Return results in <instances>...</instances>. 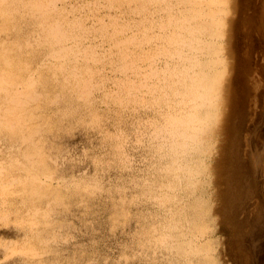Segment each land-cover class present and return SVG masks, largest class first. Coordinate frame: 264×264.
<instances>
[{
  "label": "rangeland",
  "instance_id": "rangeland-1",
  "mask_svg": "<svg viewBox=\"0 0 264 264\" xmlns=\"http://www.w3.org/2000/svg\"><path fill=\"white\" fill-rule=\"evenodd\" d=\"M49 1L33 12L42 19L27 0L1 7L0 43L12 45L0 48V65L13 60L14 73L34 82L20 98L0 93V264H178L177 256L139 251L152 232L155 246L160 225L176 242L191 240L202 264H264V0ZM45 18L66 34L54 40V55ZM211 58L214 69L201 65ZM204 69L221 81L203 97L185 82ZM11 76L0 88L11 87ZM206 109L214 116L201 119L194 150L162 146L161 156L156 143L168 141V128ZM7 179L16 182L6 187Z\"/></svg>",
  "mask_w": 264,
  "mask_h": 264
},
{
  "label": "bare ground",
  "instance_id": "bare-ground-1",
  "mask_svg": "<svg viewBox=\"0 0 264 264\" xmlns=\"http://www.w3.org/2000/svg\"><path fill=\"white\" fill-rule=\"evenodd\" d=\"M6 1H8V0H0V13L2 12H4L3 10H2V6L4 5L5 6V4H4V2L5 3H7ZM47 1L48 0H27V2L26 3H28L29 5H31L30 6V9H28L27 8V10H30L31 12H29V13H31V15L35 18V19H37L36 17H38V19H42V17H40V16H38V14H35V13H33V12H40V13H44V9H47L46 7H50L52 4H50V1L47 3ZM54 1H56V0H54ZM60 1H62V0H60ZM92 1V0H91ZM217 0H209V2H210V5L213 7V5L214 4H216L215 2H216ZM13 2H14V0H13ZM56 2H59V1H56ZM55 2V3H56ZM66 2V1H65ZM222 1H218L217 3H221ZM10 3V2H9ZM54 3V4H55ZM92 3V2H91ZM106 3V2H105ZM192 3V2H191ZM59 4V3H58ZM93 4V3H92ZM95 4V3H94ZM8 5V4H7ZM7 5H6V7H7ZM48 5H50V6H48ZM61 5V4H60ZM88 5V4H87ZM218 5V4H217ZM54 7H57V5L56 6H54ZM53 6H52V8H54ZM83 7V6H82ZM87 7V6H86ZM62 8H64V7H62ZM72 8V7H71ZM171 8V7H170ZM210 9H211V7H209ZM5 9V8H4ZM57 9H59V8H57ZM56 9V10H57ZM221 9V8H220ZM219 9V10H220ZM26 10V11H27ZM53 10V9H52ZM63 11H64V9H62ZM5 11H7L6 9H5ZM48 11V10H47ZM72 12V11H71ZM77 12V11H76ZM202 12H203V10H202ZM204 12H206V11H204ZM221 12V11H220ZM28 13V14H29ZM73 13V12H72ZM191 13V12H190ZM207 13H208V11H207ZM5 14V13H4ZM8 14V13H7ZM56 14V13H55ZM63 14V13H62ZM24 15H25V13H24ZM48 15V14H47ZM101 15V14H100ZM2 16V15H1ZM21 16H23L22 14H21ZM26 16H27V14H26ZM30 16V15H29ZM53 16H55V15H53ZM53 16L51 17V19L53 18ZM60 16V15H59ZM65 16V15H64ZM105 16V15H104ZM215 16V15H214ZM218 16V15H217ZM4 17V16H3ZM12 17V16H11ZM10 17V18H11ZM31 17V16H30ZM195 17V16H194ZM221 17V16H220ZM8 19V16L7 17H5V18H3V19ZM23 18L25 19V16H23ZM28 18V17H27ZM26 18V19H27ZM47 18V17H46ZM45 18V20H41L40 22L42 23L41 24V30H43V32H44V34H43V37L45 38L44 39V41H46V40H48V41H50L51 43V46H52V54L54 55V54H57V52H56V50H55V47H54V40H55V42H58L59 43V41L60 40H62L63 39V35H66L65 33L63 34V33H61V26H60V24L58 23V21H56V22H54V19H53V21L52 22H49L47 19ZM56 18H57V14H56ZM62 18V17H61ZM64 18V17H63ZM33 19V18H32ZM66 19H67V17H66ZM70 19V18H69ZM120 19V18H119ZM209 19V18H208ZM0 20H2V19H0ZM11 20V19H10ZM13 20V19H12ZM56 20V19H55ZM59 20V19H58ZM68 20V19H67ZM175 20V19H174ZM224 20V19H223ZM8 21V20H7ZM18 20H16V22H17ZM22 21H23V19H22ZM26 21V20H25ZM66 21V20H65ZM78 21V20H77ZM89 21V20H88ZM112 21V20H111ZM172 21V20H171ZM207 21V20H206ZM226 21V20H225ZM15 22V21H14ZM15 22V23H16ZM46 22V23H45ZM47 22H49V23H47ZM64 22V21H63ZM68 22V21H67ZM69 22H70V20H69ZM168 22H169V20H168ZM186 22V21H185ZM9 24H10V21L8 22ZM14 23V24H15ZM18 23V22H17ZM21 23V22H20ZM23 23V22H22ZM31 23V25H32V23L33 22H30ZM30 23H28L29 25H30ZM36 23H37V21H36ZM97 23V22H96ZM113 23V22H112ZM171 22H169V24H170ZM218 23H219V21H218ZM14 24H13V26H14ZM24 24V23H23ZM26 24V23H25ZM39 24V23H38ZM64 24H66V23H64ZM71 24V22L69 23V25ZM76 24V23H75ZM74 24V25H75ZM179 24V23H178ZM8 25V24H7ZM6 25V26H7ZM18 25H20L19 23H18ZM17 25V26H18ZM22 25V24H21ZM20 25V26H21ZM30 25V26H31ZM35 25V24H34ZM68 25V24H67ZM66 25V26H67ZM72 25V24H71ZM77 25V24H76ZM116 25V24H115ZM224 25V24H223ZM4 26V25H3ZM65 26V25H64ZM80 26V23H79V25H78V27ZM159 26V25H158ZM179 26V25H178ZM195 26V25H194ZM198 26V25H197ZM22 27V26H21ZM34 27V26H33ZM71 27V26H70ZM182 27V26H181ZM212 27V26H211ZM6 28H8V26L6 27ZM10 28V27H9ZM20 28V27H19ZM27 29H28V27H26ZM37 28H40V27H38L37 26ZM75 28V27H74ZM202 28V27H201ZM88 29V28H87ZM154 29V28H153ZM210 29V28H209ZM0 30H1V28H0ZM5 30V29H4ZM16 30V29H15ZM30 30V29H29ZM35 30V29H34ZM33 30V31H34ZM78 30H80V29H78ZM148 30V29H147ZM211 30V29H210ZM6 31H8V29L6 30ZM32 30H30V31H28V32H31ZM38 31V30H37ZM74 31V30H73ZM18 32H19V30H18ZM24 33H25V31H23ZM26 32H27V30H26ZM63 32H65L64 30H63ZM79 32V31H78ZM114 32V31H113ZM191 32V31H190ZM2 33H4V31L2 32ZM8 33V32H7ZM23 33V34H24ZM70 32H68V34H69ZM71 33H72V31H71ZM120 33V32H119ZM145 33V32H144ZM208 33H211V31L210 32H208ZM221 33V32H220ZM22 34V35H23ZM30 34V33H29ZM28 34V35H29ZM33 34H35V32L33 33ZM32 34V35H33ZM72 34H74V33H72ZM81 34V33H80ZM86 34V33H85ZM177 34V33H176ZM213 34V33H212ZM5 35V34H4ZM19 35V34H18ZM21 35V34H20ZM19 35V36H20ZM25 35V34H24ZM22 36V37H27L26 35L25 36ZM75 35V34H74ZM92 35V34H91ZM175 35V34H174ZM7 36V35H6ZM10 36V35H9ZM13 36H15V35H13ZM35 36V35H34ZM34 36H32V38L34 37ZM36 36H37V34H36ZM36 36H35V38H36ZM68 36V35H67ZM183 36V35H182ZM1 37V36H0ZM42 37V35L40 36V38ZM42 37V38H43ZM71 37V36H70ZM73 37V36H72ZM199 37V36H198ZM204 37V36H203ZM216 37V36H215ZM1 38H3V35H2V37ZM0 38V39H1ZM19 38H21V37H19ZM30 38H31V35H30ZM64 38H65V36H64ZM87 38V37H86ZM103 38V37H102ZM192 38V37H191ZM195 38V37H194ZM13 39V38H12ZM28 39V38H27ZM69 39H71V38H69ZM91 39V38H90ZM111 39V38H110ZM163 39V38H162ZM175 39V38H174ZM176 39H178V38H176ZM4 40V39H3ZM14 40H16V37H15V39ZM24 40H26V39H24ZM23 40V41H24ZM37 40V39H36ZM40 40H42L43 41V39H40ZM89 40V39H88ZM172 40V39H171ZM192 40V39H191ZM1 41V40H0ZM5 42H7L6 40H4ZM3 41V42H4ZM8 41H10V40H8ZM21 41V40H20ZM22 41V42H23ZM33 41V40H32ZM39 41V40H38ZM38 41H37V44H38ZM70 41V40H69ZM4 42V43H5ZM11 42V41H10ZM21 42V43H22ZM31 42V41H30ZM29 40H28V43H26V41H25V43L28 45L29 43ZM36 42V41H35ZM41 42V41H40ZM39 42V43H40ZM79 42H81V41H79ZM101 42V41H100ZM173 42V41H172ZM210 42V41H209ZM4 43H0V48H2V46H4V45H6V44H4ZM13 43H14V41H13ZM16 43V42H15ZM24 42L22 43V44H25ZM45 43V42H44ZM43 43V44H44ZM46 43H48V42H46ZM62 43V42H61ZM72 43V42H71ZM174 43H176V41L174 42ZM17 44H20V42H18ZM21 44V45H22ZM31 45H32V43H30ZM70 44V43H69ZM109 44V43H108ZM192 44V43H191ZM219 44V43H218ZM8 45H12V44H10L9 42H7V46ZM15 45V44H14ZM13 45V46H14ZM31 45H29V47L31 46ZM35 45H36V43H35ZM35 45H34V48H35ZM62 45V44H61ZM64 45V44H63ZM68 45V44H67ZM6 46V47H7ZM13 46H9L10 47V49H12V47ZM15 46H17V45H15ZM38 46V45H37ZM45 47H47V45H44ZM49 46V45H48ZM128 46V45H127ZM201 46V45H200ZM9 47L7 48V50H9ZM25 47V46H24ZM40 47V46H39ZM78 47V46H77ZM95 47V46H94ZM97 47V46H96ZM181 47V46H180ZM23 48V47H22ZM41 48V47H40ZM42 48H43V45H42ZM41 48V49H42ZM48 48V47H47ZM86 48V47H85ZM108 48V47H107ZM118 48V47H117ZM184 48V47H183ZM201 48H202V46H201ZM204 48V47H203ZM14 49H18V48H15L14 47ZM30 49V48H29ZM32 49H33V46H32ZM45 49V48H44ZM48 49H50V48H48ZM48 49L46 50V51H48ZM64 49V48H63ZM112 49V48H111ZM119 49H121V48H119ZM197 49V48H196ZM199 49V48H198ZM6 50V51H7ZM13 50V49H12ZM43 50V49H42ZM60 50V49H59ZM66 50V49H65ZM73 50V49H72ZM71 50V51H72ZM108 50V49H107ZM130 50V49H129ZM14 51H16V50H14ZM61 51V50H60ZM12 52V51H11ZM11 52L9 53V54H11ZM45 52V51H44ZM168 52V51H167ZM0 53H2V52H0ZM6 53V52H5ZM15 53V52H14ZM13 53V54H14ZM18 53H19V51H18ZM43 53V52H42ZM48 53V52H47ZM68 53V52H67ZM79 53V52H78ZM171 53V52H170ZM177 53V52H176ZM190 53V52H189ZM45 54V53H44ZM174 54V53H173ZM179 54V53H178ZM6 55V54H5ZM48 55V54H47ZM59 55V54H58ZM61 55V54H60ZM124 55V54H123ZM159 55V54H158ZM206 55V54H205ZM9 56V55H8ZM12 56V55H11ZM50 56V55H49ZM62 56V55H61ZM61 56H59V57H61ZM172 56V55H171ZM180 56V55H179ZM4 57V56H3ZM6 57H7V55H6ZM5 57V58H6ZM53 57V56H52ZM51 57V58H52ZM168 57V56H167ZM10 58V57H9ZM43 58V57H42ZM57 58V57H56ZM153 58V57H152ZM187 58V57H186ZM185 58V59H186ZM1 59H3V58H1ZM1 59H0V61H1ZM45 60H46V58H44ZM48 59V58H47ZM62 59H64V58H62ZM11 60V59H10ZM95 60V59H94ZM4 60H2V64L0 65V85H2V83L5 81V79H6V75H8V74H11L12 76L11 77H13V80H12V83L10 84V83H8V84H10L9 86H11V87H9L8 89H4V87L2 88H0V93H2V94H4L6 97L10 94V89L11 90H13V92H15L16 93V95H15V97H19L20 95H21V93L22 92H24V90L26 89V88H29V87H31V86H33V83L32 82H34V80H33V78H34V76L33 75H28V72L27 73H24V74H22V76L23 75H25V76H27L26 77V80H24L25 79V76L23 77V79H21L22 78V76H18V74L17 73H14V67H12L13 65H11L10 66V63L12 64V63H15V62H10L9 64H7L6 63V61H4ZM43 62H44V60H42ZM48 61V60H47ZM54 61V60H53ZM53 61H51V62H53ZM61 61V60H60ZM137 61V60H136ZM148 61V60H147ZM191 61V60H190ZM215 61L216 60H214L213 58H211V59H209V60H207L206 62H201V65L203 64V65H208V67H210L211 69L213 68V66L212 65H214V63H215ZM221 61V60H220ZM46 62V61H45ZM49 62V61H48ZM56 62V61H55ZM64 62V61H63ZM134 62V61H133ZM41 63V62H40ZM57 63V62H56ZM169 63V62H168ZM193 63V62H192ZM17 63H15V65H16ZM44 64V63H43ZM59 64H61V63H59ZM90 64V63H89ZM178 64V63H177ZM200 64V61H199V63H198V65ZM19 65V63L17 64V66ZM40 65H42V63L40 64ZM39 65V66H40ZM58 65V64H57ZM57 65H55L56 67H57ZM137 65V64H136ZM43 66V65H42ZM116 66V65H115ZM139 66V65H138ZM193 66H195L194 64H193ZM192 66V67H193ZM59 67H60V65H59ZM157 67V66H156ZM189 67V66H188ZM89 68V67H88ZM114 68V67H113ZM123 68V67H122ZM170 68V67H169ZM175 68V67H174ZM16 69H17V67H16ZM60 69V68H59ZM118 69V68H117ZM127 69H129V68H127ZM127 69H126V71H127ZM144 69V68H143ZM189 69V68H188ZM208 69V68H207ZM211 69H210V71H211ZM214 69V68H213ZM216 69V68H215ZM18 70V69H17ZM22 70V69H21ZM29 70V69H28ZM31 70V69H30ZM98 70V69H97ZM103 70V69H102ZM166 70V69H165ZM170 70V69H169ZM168 70V71H169ZM185 70V69H184ZM193 70V69H192ZM26 71H27V69H26ZM34 71V70H33ZM32 71V72H33ZM83 71V70H82ZM88 71V70H87ZM118 71V70H117ZM152 71V70H151ZM181 71V70H180ZM201 71V70H200ZM206 70L204 69V72H199L198 70H196V71H194L193 72V74H190V76H189V79H193L194 80V82H192V83H189V80H186V82H185V86L187 87V88H192L193 90H195L196 92H198L199 94H200V92H201V90L204 92V94H203V97H204V95H205V91L207 90V87H209V86H211L212 87V85H213V83L215 82V81H217V83L219 82L218 80H220L221 81V78H220V76H219V79H214L213 80V78H214V76H209V73H207V72H205ZM210 71H208V72H210ZM31 72V71H30ZM59 72V71H58ZM78 72V71H77ZM140 72V71H139ZM212 72V71H211ZM222 72V71H221ZM55 73V72H54ZM57 73V72H56ZM55 73V74H56ZM63 73V72H62ZM67 73V72H66ZM69 74H70V72H68ZM72 73V72H71ZM81 73V72H80ZM80 73H78V75H82V74H80ZM86 73V72H85ZM119 73V72H118ZM127 73V72H126ZM173 73V72H172ZM31 74V73H30ZM60 74V73H59ZM94 74V73H93ZM150 74V73H149ZM106 75V74H105ZM158 75V74H157ZM186 75V74H185ZM194 75H197V77L196 78H192V76H194ZM17 76H18V78H20L21 80L19 81V79H18V81L16 82V80H17ZM57 76H58V73H57ZM155 76V75H154ZM63 77H64V79H65V76L63 75ZM69 77H70V75H69ZM68 77V78H69ZM72 78H73V76H71ZM75 77H77V78H79L78 76H75ZM83 77V76H82ZM107 77V76H106ZM71 78V79H72ZM81 78V77H80ZM104 78V77H103ZM113 78V77H112ZM187 78V77H186ZM218 78V77H217ZM10 79V78H9ZM61 79H62V77H61ZM60 79V80H61ZM67 79V78H66ZM70 79V78H69ZM73 79H75V78H73ZM81 79H83V78H81ZM85 79V78H84ZM84 79H83V81H84ZM91 79H93V78H91ZM196 79H197V83H195V81H196ZM7 80V79H6ZM22 80H24V81H22ZM68 80V79H67ZM66 80V82H69V80L67 81ZM87 79H85V81H86ZM118 80V79H117ZM130 80V79H129ZM193 80H191V81H193ZM63 81V80H62ZM61 81V82H62ZM77 81V80H76ZM79 81V80H78ZM82 81V82H83ZM108 81H109V79H108ZM115 81V80H114ZM165 81H166V79H165ZM21 82H24V83H21ZM66 82H62V83H65L64 85H62V86H64V88H65V85H66ZM71 82H72V80H71ZM74 82H75V80H74ZM81 82V81H80ZM113 82V81H112ZM118 82V81H117ZM173 82V81H172ZM6 83V82H5ZM4 83V84H5ZM75 83H77V82H75ZM84 83V82H83ZM88 83V82H87ZM102 83V82H101ZM105 83V82H104ZM119 83H121V82H119ZM135 83V82H134ZM180 83V82H179ZM59 84H60V82H59ZM69 84V87H70V84H71V86L73 85V88H74V84H72V83H68ZM81 84V83H80ZM117 84V83H116ZM75 85H78V84H75ZM83 85V84H82ZM114 85V84H113ZM138 85H140V84H138ZM161 85V84H160ZM217 85H220V82L217 84ZM6 86V85H5ZM8 86V85H7ZM61 86V85H60ZM61 86V87H62ZM67 86V85H66ZM89 86V84H86L85 83V85H84V87H85V89H87L86 87H88ZM122 86H123V84H122ZM127 86V85H126ZM146 86V85H145ZM200 86H204L202 89H201V87ZM68 87V86H67ZM68 87V88H69ZM84 87H81L82 89L84 88ZM98 87V86H97ZM133 87V86H132ZM135 87V86H134ZM171 87V86H170ZM185 87V88H186ZM63 88V87H62ZM67 88V89H68ZM79 88L80 87H78V89H76L77 91H79ZM81 88H80V91H82V92H78V94L79 93H83L84 91L83 90H81ZM99 88V87H98ZM124 88V87H123ZM131 88V87H130ZM4 89V90H3ZM61 89V88H60ZM89 89V88H88ZM118 89V88H117ZM122 89V88H121ZM204 89V90H203ZM217 89H218V86H217V88H216V86L214 87V90L215 91H217ZM100 90V89H99ZM113 90V89H112ZM191 90V89H190ZM199 90V91H198ZM210 90V89H209ZM71 91V90H70ZM75 91V90H74ZM90 91V90H89ZM96 91H98V90H96ZM105 91V90H104ZM144 91V90H143ZM219 91V90H218ZM217 91V92H218ZM72 92V91H71ZM87 92V91H86ZM113 92H115V90L113 91ZM150 92V91H149ZM176 92V91H175ZM174 92V93H175ZM179 92V91H178ZM177 92V93H178ZM12 93V92H11ZM91 93V92H90ZM89 93V94H90ZM189 93V92H188ZM215 93V92H214ZM220 93V92H219ZM37 94V93H36ZM110 94V93H109ZM131 94V93H130ZM25 95H26V93H25ZM114 95V94H113ZM164 95V94H163ZM201 95H202V93H201ZM78 96H81L80 94L78 95ZM82 96H85V95H83L82 94ZM90 96H91V94H90ZM103 96H104V94H103ZM106 96V95H105ZM112 96V95H111ZM118 96V95H117ZM131 96V95H130ZM139 96V95H138ZM23 97H25L24 95H23ZM27 97H29V95L27 96ZM26 97V98H27ZM129 97V96H128ZM203 97H200V98H203ZM210 97V96H209ZM218 97V96H217ZM20 98V97H19ZM91 98V97H90ZM120 98V97H119ZM205 98H206V96H205ZM7 99V98H6ZM16 99H18V98H15V100L14 101H16ZM28 99V98H27ZM77 99H79V98H77ZM81 99V98H80ZM88 99V98H87ZM109 99V98H108ZM183 99V98H182ZM207 99V98H206ZM214 99V98H213ZM23 101H20L19 103H22V102H24V99H22ZM94 100V99H93ZM106 100V99H105ZM203 100V99H202ZM205 100V99H204ZM88 101V100H87ZM92 101V100H91ZM102 101V100H101ZM103 101H104V99H103ZM129 101V100H128ZM145 101V100H144ZM178 101V100H177ZM199 101V100H198ZM208 101H212V100H208ZM1 102V101H0ZM5 102H7V101H5ZM5 102H3V104L5 103ZM11 102H13L12 100H11ZM27 102V101H26ZM105 102V101H104ZM132 102V101H131ZM191 102H192V100H191ZM16 103V102H15ZM28 103V102H27ZM83 103V102H82ZM181 103V102H180ZM193 103V102H192ZM191 103V104H192ZM205 103V102H204ZM203 103V104H204ZM92 104V103H91ZM175 104V103H174ZM195 104V103H194ZM199 104V103H198ZM198 104H197V102H196V104L195 105H197L198 106ZM201 104V103H200ZM210 104H211V102H210ZM9 105V104H8ZM185 105V104H184ZM206 105V104H205ZM2 105H0V107H1ZM196 106V107H197ZM206 106H209L208 104L206 105ZM205 107V106H204ZM210 107H212V106H210ZM237 107V106H236ZM166 108V107H165ZM191 108V107H190ZM184 109V108H183ZM183 109L181 110V115L180 116H182L183 114L182 113H184V111H183ZM186 110L187 109H189V108H185ZM199 109V108H198ZM201 109V108H200ZM0 110H1V108H0ZM210 110V109H209ZM169 111V110H168ZM198 111V110H197ZM208 111V109H206L205 110V114L204 113H202L201 115H198V117L196 116V118H194V119H188L187 121H185V122H182V124H184L185 126H181V127H179L177 124H179V122L178 123H173L172 124V126H171V128H168V135H166V136H168V138H166V136L163 134H161V136L159 135V136H157V134H160V132H163V129H164V131L166 130L165 128V126L163 127V126H161V127H163V129L161 128V127H159L158 129H159V131L157 132L156 131V136L158 137V139H159V137H160V139L161 138H166L168 141L166 142V140L164 141L163 139H161V140H158L157 141V143H156V145L157 146H159V147H157V148H159V150H160V154L161 153H166L164 150H161L160 148H162V146L164 147L165 146V148H166V150H167V148H170V149H172V150H175V153H176V151H178L179 150V152H180V150H186V149H189V152H191L192 150H194V146H195V144H196V142L195 141H198V140H196L198 137H199V132L201 133V132H203V128L202 129H200V123L202 122L201 121V119L203 120L204 119V117H205V115H206V117L207 116H212L211 114H210V112L211 111H209V115H207L206 114V112ZM186 112V111H185ZM189 112V111H188ZM192 112V111H191ZM191 112H189V113H187V115L188 116H191ZM204 112V111H203ZM8 113V112H7ZM195 113V112H194ZM13 114V113H12ZM95 115V114H94ZM93 116V115H92ZM172 116V115H171ZM214 116V115H213ZM17 117V116H16ZM95 117V116H94ZM205 117V118H206ZM93 118V117H92ZM96 118V117H95ZM186 118V117H185ZM211 118V117H210ZM101 119V118H100ZM200 120V122H199V120ZM207 119V118H206ZM209 119V118H208ZM213 119H209V122L211 123V121H212ZM204 122L206 121V123H208V120H203ZM99 122V121H98ZM180 122V123H181ZM167 123V122H166ZM170 124H171V122H170ZM203 124V123H202ZM209 124V123H208ZM204 126H205V124H203ZM13 126V125H12ZM175 126H177V128H175ZM203 127V126H202ZM207 127V126H206ZM208 127H209V125H208ZM178 128H181V129H179L178 130ZM20 129V128H19ZM157 129V128H156ZM155 129V130H156ZM22 130V129H21ZM103 130V129H102ZM154 130V129H153ZM162 130V131H161ZM201 130V131H200ZM167 131V130H166ZM103 132H104V130H103ZM204 132H205V129H204ZM165 133V132H164ZM7 134V133H6ZM105 134V133H104ZM166 134V133H165ZM202 134V133H201ZM107 135V134H106ZM155 135V134H154ZM153 135V137H155L156 138V136H154ZM110 136V135H109ZM164 136V137H163ZM237 136V135H236ZM114 137V136H113ZM122 139V138H121ZM109 140H110V138H109ZM153 140H155V139H153ZM124 142V141H123ZM112 143H114L115 144V142H112ZM122 143V141L120 142V143H118V144H121ZM198 143V142H197ZM1 144V143H0ZM118 144H116L115 146L113 145V147L114 148H116V149H114L115 151H117V150H119V148H121V147H119V145ZM2 145V144H1ZM5 145L6 144H4V149L5 150H9L7 147H5ZM121 145H123V144H121ZM8 146V145H7ZM15 147H17V146H15ZM111 147V146H110ZM1 148V147H0ZM7 148V149H6ZM124 148V147H123ZM122 148V149H123ZM126 148V147H125ZM2 150H3V148H1ZM11 149V148H10ZM15 149V148H14ZM127 149V148H126ZM112 151H114L113 149H111ZM158 150V151H159ZM169 150V149H168ZM181 151V153H185L186 151H188V150H186V151ZM191 150V151H190ZM1 151V150H0ZM13 151V150H12ZM121 151V150H120ZM158 151H157V153L156 154H158ZM162 151H164V152H162ZM169 152H171L170 150H169ZM115 153V152H114ZM118 153V152H117ZM160 154H158V155H160ZM189 154V153H188ZM188 154H186V155H188ZM172 155V154H171ZM174 155V154H173ZM185 155V154H184ZM161 156H162V154H161ZM161 156H159V158H161ZM166 156H168L167 154H166ZM176 156H178V155H176ZM157 157V156H156ZM183 157V156H182ZM187 157V156H186ZM189 157V156H188ZM172 158V157H171ZM179 158V157H178ZM178 158H177V162H178ZM184 158H185V156H184ZM163 159H165L164 158V154H163ZM197 159H199V158H197ZM169 160V159H168ZM171 160H173V159H171ZM170 160V161H171ZM174 160H175V158H174ZM181 160V159H180ZM185 160V159H184ZM169 161V162H170ZM182 161V160H181ZM181 161L179 162V163H181ZM197 161V160H196ZM14 162V161H13ZM178 163V164H179ZM170 164H171V162H170ZM178 164H176L177 165V169L179 170L181 167H179V165ZM182 166V165H181ZM184 166V165H183ZM1 167V166H0ZM174 167V164H172L171 165V167L170 168H173ZM170 168L168 169V170H170ZM175 168H176V166H175ZM237 168V167H236ZM174 170H176V169H174ZM181 171H182V169H180ZM183 170H184V167H183ZM195 170V169H194ZM180 171V172H181ZM192 171V170H191ZM23 172V171H22ZM170 172H173V171H171L170 170ZM187 171L185 170V173H186ZM194 172V171H193ZM183 174V173H182ZM178 175V173L176 174V176ZM18 176V175H17ZM176 176H174V177H176ZM184 176L186 177V175H183L182 177L184 178ZM239 176V175H238ZM179 177V176H178ZM12 178H15V177H13L12 176ZM27 178V177H26ZM1 179V178H0ZM16 179H18V180H20L21 181V178L20 177H16ZM16 179H11V181H9L8 179V181L9 182H5L7 185H6V187H8V185L11 183V182H13V180H15V182H16ZM186 180V179H185ZM1 181V180H0ZM4 181V180H3ZM181 182V181H180ZM1 184H2V182H1ZM1 184H0V187H1ZM12 184H14V183H12ZM18 184V183H17ZM171 184H172V182H171ZM11 185V184H10ZM5 186V185H4ZM160 186V185H159ZM2 187H3V185H2ZM12 187V189H13V187H15V185H12L11 186ZM10 188H8V190H9ZM16 190V189H15ZM1 191H2V189H1ZM4 191H5V188H4ZM10 192H11V189L9 190ZM8 191V192H9ZM6 192H7V190H6ZM12 192H13V190H12ZM18 192V191H17ZM5 194H9V193H5ZM11 194V193H10ZM10 194H9V196H10ZM16 194V193H15ZM169 198V197H168ZM178 199V198H177ZM158 205V204H157ZM159 206H160V204H159ZM158 206V207H159ZM161 207V206H160ZM159 207V208H160ZM169 207V206H168ZM167 207V208H168ZM164 208H166V207H164ZM161 209V208H160ZM175 209V208H174ZM171 210L172 209H170V211L169 212H171ZM163 212H164V210H162ZM37 212V211H36ZM165 213V212H164ZM168 213V212H167ZM167 213H165L166 215H167ZM171 214V213H170ZM164 215V214H163ZM165 215V216H166ZM161 217V216H160ZM168 217V216H167ZM166 218V217H165ZM164 219V218H163ZM173 219H174V217H173ZM165 220V219H164ZM165 222V221H164ZM161 223V222H160ZM167 223V222H166ZM179 223V222H178ZM163 224V223H162ZM165 224V223H164ZM163 224V225H164ZM167 225V224H166ZM165 225V226H166ZM173 225V224H172ZM180 226V225H179ZM162 226L160 225V227H155L154 228V232H156L157 231V238H156V242H155V246H154V243H152V241H153V232L150 234V236H149V238H148V240L147 241H145L140 247H139V251H140V253L141 254H143V253H145V252H147L148 253V255L149 256H152V257H155V258H157L158 256H165V254H167V255H171V256H173V257H176L177 256V263L178 264H202V260L199 262V261H197V259H195V258H197L196 256L198 255H196L195 254V252H196V250L198 251V249L197 248H195L194 250H195V252L191 249V248H193L194 246H192L191 244H193V242L190 240L188 243H187V241L185 242V241H182L181 242V240H180V242H176V238H173L174 236L172 235V238H170V236H169V233H170V231H169V233H168V230H170V228L168 229V227H167V233L166 232H163V231H161L162 230V228H161ZM173 227V226H172ZM174 228V227H173ZM158 229V230H157ZM164 229V228H163ZM166 229V228H165ZM178 229V228H177ZM171 230H172V228H171ZM175 230H176V228H175ZM174 231V230H173ZM178 231V230H177ZM176 233V232H175ZM179 233V232H178ZM177 234V233H176ZM182 235V234H181ZM185 235V234H184ZM190 235V234H189ZM188 236V235H187ZM193 236V235H192ZM178 237H179V235H178ZM185 237V236H184ZM154 238H155V235H154ZM180 239H181V237H179ZM178 238V239H179ZM198 238V237H197ZM183 240L185 239V238H182ZM193 240V239H192ZM185 243H187V244H185ZM139 244H141V243H139ZM196 246V245H195ZM196 255V256H195ZM201 255V254H200ZM201 257V256H200ZM198 258H199V255H198ZM54 259V258H53ZM201 259V258H200ZM199 260V259H198Z\"/></svg>",
  "mask_w": 264,
  "mask_h": 264
}]
</instances>
